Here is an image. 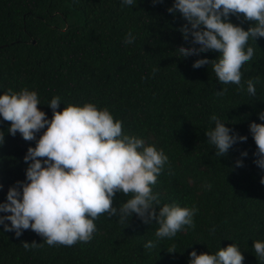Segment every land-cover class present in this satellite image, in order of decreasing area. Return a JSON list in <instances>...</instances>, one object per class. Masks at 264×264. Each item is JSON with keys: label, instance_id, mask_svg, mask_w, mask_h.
Here are the masks:
<instances>
[{"label": "trees", "instance_id": "16d2710c", "mask_svg": "<svg viewBox=\"0 0 264 264\" xmlns=\"http://www.w3.org/2000/svg\"><path fill=\"white\" fill-rule=\"evenodd\" d=\"M173 4L0 0V96L9 89L35 91L48 119L55 97L61 112L87 103L107 109L122 121L123 134L142 138L168 156L152 186L160 200L157 207L198 209L195 228L185 226L174 238L160 240L155 236L159 224H146L135 214L125 223L119 222V214L101 215L94 221L93 238L73 246H49L31 229L17 238L0 225V264H189L192 251L214 255L230 244L244 255L243 264H264L254 252V242H264V169L254 163L257 146L250 133L252 122L264 123L258 115L264 113V38L248 41L254 56L241 69L244 90L220 85L211 64L193 68L196 60H216L219 53L188 58L179 53L181 46L199 45L184 40L180 29L187 22L179 12L167 11ZM230 22L244 30L251 26L242 17L232 16ZM129 32L135 38L131 44L125 43ZM250 79L255 95L247 92ZM223 88L227 91L217 95ZM213 115L232 129L230 134L248 138L222 157L215 155L206 135L215 128ZM10 126L0 117L5 137L0 145V204L7 202L11 187L26 181L24 158L36 146L19 133L10 135ZM131 198L117 193L113 206L119 209ZM5 215L10 213H0ZM149 241L152 249L144 247ZM33 242L40 245L24 248L23 243ZM173 244L175 253L170 254Z\"/></svg>", "mask_w": 264, "mask_h": 264}, {"label": "clouds", "instance_id": "9594fccd", "mask_svg": "<svg viewBox=\"0 0 264 264\" xmlns=\"http://www.w3.org/2000/svg\"><path fill=\"white\" fill-rule=\"evenodd\" d=\"M162 2L153 0L154 4ZM123 4L132 6L134 0H123ZM167 11L182 15L187 22L180 29L184 40L199 45L179 47L183 58L209 51L219 53L216 60H196L193 68L211 64L220 85L234 84L243 91L241 69L254 56L248 41L264 38V0H174ZM232 16L242 17L251 26L244 30L230 22ZM134 39L129 32L125 43L131 44ZM246 84L247 92L255 95L254 81L250 79ZM225 91L223 88L217 95ZM39 105L38 94L27 88L19 92L9 89L0 96V117L10 122L9 134L14 137L19 133L25 141H36L24 158L28 164L26 181L11 187L7 202L0 204V213H10L0 216V225L6 232L14 231L18 238L24 230L31 229L49 246H73L93 238L94 221L103 214L109 218L119 214L120 223L133 214L146 224L155 221L159 224L155 232L158 240L174 238L185 226L195 228L197 208L167 204L157 207L160 200L152 186L168 164L162 149L123 134L122 121L114 120L107 109L99 110L95 104L68 105L61 112L57 111L60 98L55 97L48 106L53 111L51 119ZM258 115L264 121V113ZM211 120L215 128L206 135L217 149L215 155L225 156L238 141H247L246 136L230 134L232 129L217 116ZM44 129L37 140V134ZM250 133L257 146L254 163L264 169V123L252 122ZM4 139L0 132V145ZM242 166L238 161L237 167ZM117 193L132 196L119 209L113 206ZM39 245L23 243L25 249ZM144 247L152 249L154 243L149 241ZM254 252L264 261V242H254ZM168 253H175L174 244ZM244 259L238 246L230 244L214 255L192 251L189 264H243Z\"/></svg>", "mask_w": 264, "mask_h": 264}]
</instances>
